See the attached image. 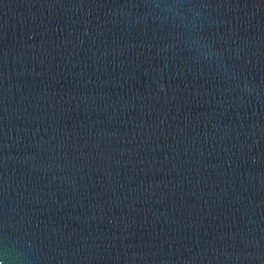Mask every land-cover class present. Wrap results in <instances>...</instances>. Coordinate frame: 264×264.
Masks as SVG:
<instances>
[{
  "label": "water",
  "instance_id": "obj_1",
  "mask_svg": "<svg viewBox=\"0 0 264 264\" xmlns=\"http://www.w3.org/2000/svg\"><path fill=\"white\" fill-rule=\"evenodd\" d=\"M0 264H264V0H0Z\"/></svg>",
  "mask_w": 264,
  "mask_h": 264
}]
</instances>
